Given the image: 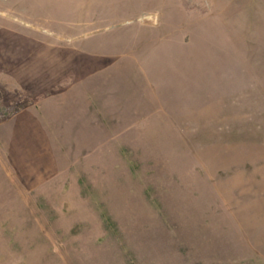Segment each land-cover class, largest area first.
Returning <instances> with one entry per match:
<instances>
[{
	"label": "rangeland",
	"instance_id": "rangeland-1",
	"mask_svg": "<svg viewBox=\"0 0 264 264\" xmlns=\"http://www.w3.org/2000/svg\"><path fill=\"white\" fill-rule=\"evenodd\" d=\"M0 264H264V0H0Z\"/></svg>",
	"mask_w": 264,
	"mask_h": 264
}]
</instances>
